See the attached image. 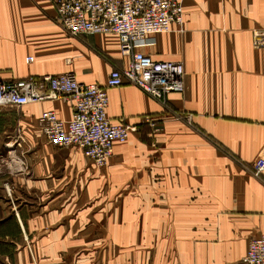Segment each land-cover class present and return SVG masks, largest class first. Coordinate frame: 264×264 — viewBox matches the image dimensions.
Returning <instances> with one entry per match:
<instances>
[{
  "label": "crops",
  "instance_id": "obj_1",
  "mask_svg": "<svg viewBox=\"0 0 264 264\" xmlns=\"http://www.w3.org/2000/svg\"><path fill=\"white\" fill-rule=\"evenodd\" d=\"M182 3V24L142 52L182 62L185 92L165 108L109 89L108 117L138 129L107 167L43 137L41 114L68 121L71 103L0 110V264H242L264 234V0ZM55 17L50 0H0V82L71 72L103 86L128 67L117 35L71 37Z\"/></svg>",
  "mask_w": 264,
  "mask_h": 264
},
{
  "label": "built area",
  "instance_id": "obj_2",
  "mask_svg": "<svg viewBox=\"0 0 264 264\" xmlns=\"http://www.w3.org/2000/svg\"><path fill=\"white\" fill-rule=\"evenodd\" d=\"M56 9L55 22L71 37L115 34L120 51L128 59L125 69L114 68L105 85L80 83L74 73L29 77L0 82V110L22 108L43 101L72 104V117L59 119L54 111L39 118L45 140L57 148L81 150L98 168L109 165L116 142L125 143L137 125L112 121L107 115L108 90L133 85L168 107V96L183 94L185 68L180 61H156L142 52L154 46L157 34L169 32L183 22L182 0H50ZM254 48L264 49V28L252 30ZM28 63L33 58H27ZM187 122L191 124V115ZM156 128L157 121L142 122ZM242 264H264V234L252 239Z\"/></svg>",
  "mask_w": 264,
  "mask_h": 264
}]
</instances>
